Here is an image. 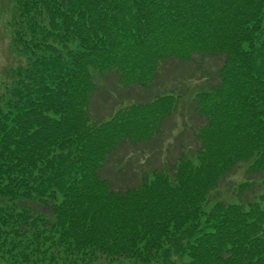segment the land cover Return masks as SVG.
I'll return each mask as SVG.
<instances>
[{"label": "trees", "instance_id": "16d2710c", "mask_svg": "<svg viewBox=\"0 0 264 264\" xmlns=\"http://www.w3.org/2000/svg\"><path fill=\"white\" fill-rule=\"evenodd\" d=\"M0 264H264V0H0Z\"/></svg>", "mask_w": 264, "mask_h": 264}, {"label": "rangeland", "instance_id": "374dc122", "mask_svg": "<svg viewBox=\"0 0 264 264\" xmlns=\"http://www.w3.org/2000/svg\"><path fill=\"white\" fill-rule=\"evenodd\" d=\"M18 65L19 62L9 51V39L0 23V82L6 77L5 75H7V71L10 68L17 67Z\"/></svg>", "mask_w": 264, "mask_h": 264}]
</instances>
